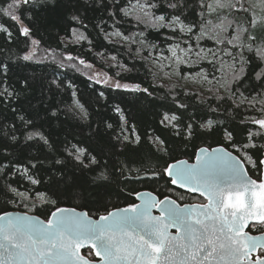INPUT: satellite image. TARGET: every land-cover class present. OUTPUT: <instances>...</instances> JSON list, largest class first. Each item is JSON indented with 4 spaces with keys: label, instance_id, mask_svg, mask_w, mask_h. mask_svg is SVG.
Instances as JSON below:
<instances>
[{
    "label": "snow or ice",
    "instance_id": "1",
    "mask_svg": "<svg viewBox=\"0 0 264 264\" xmlns=\"http://www.w3.org/2000/svg\"><path fill=\"white\" fill-rule=\"evenodd\" d=\"M42 3L54 4L55 8L51 9L52 11L61 7L59 0H7L6 5H0V14L18 25L21 35L31 38L32 27L24 21L25 19L31 21L35 7ZM245 4L246 0H199L203 11L199 13L200 22L193 23L183 14L187 7L186 0H127L125 5H121V0H93L94 10L103 8L114 21L122 13L123 17H133L138 25H144L145 28L157 32L161 29H170L173 34L187 36L185 47L176 43L169 47L170 55L164 56L160 53L159 57H152L151 52L157 46L147 43L143 38L145 35L143 31L138 34L141 37L139 40L125 36L119 29L113 33L123 41L130 42L129 50L132 44H139L141 48L147 49L149 56L143 58L151 59L153 66L161 71L166 66H175L176 69L181 65L193 67L202 61L214 65L220 72L219 77L213 74L209 79L208 73L203 69L196 75L208 84L215 82L208 91L212 93L217 103L231 101L237 110H257L259 116L247 118L251 124L257 126V130L249 131L248 143L237 147L233 142L232 131L227 128L220 129L218 124L222 122L207 119L204 123L196 124V128L207 133L222 131L223 139L231 143L237 152L243 150L242 156L234 155L224 147L213 149L200 147L195 153L194 164H190L188 160H175L166 163L162 172H146L143 177H138L151 179L167 176L172 185L198 193L206 203L180 205L168 196L161 199L152 193L133 190L132 195L140 200V203H129L125 208L110 211L106 209L98 219H93L87 211L81 212L75 207L59 206L58 201L52 199L46 191L34 193L20 191L8 184L7 191L13 196L20 197L25 207H28L29 201L32 202L29 212L35 211L36 201L41 205H52L53 210L47 219L28 213L4 211L0 214V264H264V159H260L259 156L253 159L248 154L250 149H257L258 152L264 150V144L258 146L253 142L256 137L264 138V41L258 43L255 34L257 29L264 30V0H259L258 5H253L251 0H248L247 7ZM257 6L260 8V15L253 11ZM89 7V4L81 3L80 0H64L65 10L72 12L71 20L81 25H84L81 9L87 10ZM225 11L229 15L233 12L251 13L247 26L229 20L227 15L221 17L220 13ZM158 12L160 14H157ZM206 14L216 15L219 23L206 19ZM113 26L115 27V23ZM0 31L9 37L12 35L3 24H0ZM71 36L75 38L72 40L73 43L87 39V36L78 32L76 28L71 29ZM204 39L214 41L217 49L201 47L200 42ZM192 41L195 42V47ZM31 43L38 47L40 41L32 39ZM141 48L137 49V55H140ZM35 57L34 47L22 59L33 61ZM66 59L79 60L80 64H85L84 60L70 54ZM111 59L115 61L116 57L113 56ZM161 60L170 61V64H162ZM53 61L60 68L65 67L63 58L57 61L53 56ZM68 67L79 70L76 63H70ZM120 67L125 71H132L123 65ZM9 71V64L0 62V77L7 80ZM175 74L182 75L178 71ZM164 75L169 76V73ZM253 75L255 80L260 81L258 87L262 90L245 95L239 91V85ZM182 78L192 77L189 74ZM4 80H0L2 86L0 102H6L9 98L18 99L20 93L10 90L9 86L4 85ZM108 80L112 82L109 84ZM108 80L105 83L109 87L153 97V92L139 83H121L119 80H112L111 77ZM19 83L21 91L24 92L32 86L27 77ZM62 83L52 81L57 88H60ZM234 85L237 87L234 88ZM65 87L71 90L73 98V105L68 111L87 121L89 113L84 104L75 99L77 93L74 85L68 83ZM103 95L100 93V96ZM172 99L176 103V110L170 109L169 112H165L159 124L174 130L177 137L191 139L194 135V124L185 122L181 128V115L177 114L179 109H186L188 105L180 103L175 96ZM200 103H206V98L201 99ZM209 108L214 113L219 112V107ZM112 110L118 119L115 126L113 123L106 124V128L112 130L107 137L104 136L103 129L96 133L99 140L93 149L94 155L88 148L77 144L65 148L67 155L77 161L81 169L88 168L91 171L106 169L107 160L104 157L107 150L116 147L111 143L113 140L119 142L122 151L126 148L130 157L138 152L137 148L132 147L142 144V137L137 133L136 125L130 123L126 110L119 104ZM51 114L55 116L56 110H52ZM19 119L25 127H38L33 119H26L24 116H20ZM11 139L15 141L18 138L13 134ZM27 139L50 145L48 137L40 130L29 132ZM148 139L155 145L156 151L167 154V142L160 135ZM246 165L256 170L255 178L249 175ZM31 166L34 168L35 164ZM123 167L126 165L120 169L122 175ZM24 173H28L27 168L24 169ZM29 179L33 185L41 182L31 176ZM96 179L99 183H96L93 190L99 195L101 190L109 188L110 185L106 183L109 181V175L105 170H101ZM73 186L75 181L66 188V191H70ZM12 203H15V200ZM155 208H159L161 215H153ZM253 229H259L260 234L253 235ZM82 248L88 250L86 254H81Z\"/></svg>",
    "mask_w": 264,
    "mask_h": 264
},
{
    "label": "trees",
    "instance_id": "2",
    "mask_svg": "<svg viewBox=\"0 0 264 264\" xmlns=\"http://www.w3.org/2000/svg\"><path fill=\"white\" fill-rule=\"evenodd\" d=\"M59 2L61 7L55 11L51 10L55 8L52 3L38 4L32 13L33 19L31 21L25 19V24L32 27L31 38L21 35L19 26L0 14V24L8 27L12 33L9 37L0 31V62L7 63L10 67L9 78L4 80L0 77V80H4V85L9 86L10 90L20 93L18 99L9 98L6 102H0V189H2L0 190V214L4 211H20L47 219L50 211L53 210L52 205H41L39 201H36L35 211L29 212L32 202L29 201L28 207H25L20 197L13 196L7 191L8 184L17 187L20 191L27 190L32 193L46 191L52 199L58 201L59 206L86 210L94 218L104 214L106 209L110 211L134 203L133 190L150 191L161 199L168 196L180 204L196 202L200 199L199 197L173 188L166 176L151 179L138 177H143L146 172H162L166 163H172L175 160L192 161L200 147L223 146L242 156L243 150L237 152L231 143L223 139L222 131L207 133L197 129L196 124L204 123L207 119L222 122L218 124V127L232 131L233 142L239 147L243 143H248L249 131L257 130V126L251 124L247 118L259 116V112L253 109L237 110L232 106L231 101L217 103L212 93L208 91L213 86H208L206 93H202L182 88L172 81H160L156 74L154 75L149 59L143 58L149 56V51L141 48L139 44H132L129 50L130 42L123 41L113 33L119 29L125 36H132L139 40L141 37L138 34L143 31L145 34L143 38L148 44L160 47L174 46L176 43L185 47V42L188 41L187 36L173 34L170 29H161L157 32L154 29L145 28L144 25H138L133 17H123L122 13L115 18V21H119L116 23L109 18L108 12L103 8L94 10L93 0H80L81 3L90 5L87 10L81 9V18L84 20L85 27L71 20L72 12L65 10L64 0ZM6 3L7 0H0V5H6ZM126 3L127 0H121V5ZM186 3L184 16L190 22L199 23V13L203 11L199 0H186ZM251 3L258 5L259 0H251ZM245 6H248V0ZM253 11L257 15L261 14L258 6L254 7ZM225 15L229 20H235L247 26L251 13L233 12L231 15L227 11L220 13L221 17ZM206 19L219 23L216 15L206 14ZM72 28L82 32L87 39L73 43L72 40L75 38L71 36ZM255 34L258 43L264 41V30L257 29ZM32 39L40 41L38 47L32 45ZM192 44L195 47L194 41ZM200 46L217 49L214 41L207 39L202 40ZM34 47L36 48L35 59L24 61L22 57ZM138 48H141L140 55H137ZM69 54L84 60L85 64H80L79 60L68 61L66 57ZM53 56L57 61L63 58L65 67L60 68L53 61ZM113 56L116 57L115 61L111 59ZM70 63H76L79 70L68 67ZM85 65H90L102 71L108 78L119 80L121 83H139L142 87H148L153 92V97H146L143 93L124 92L109 87L106 83H98L99 80L91 78L84 71ZM120 65L132 71H125ZM202 67L209 68L210 65L200 62L188 71L192 73ZM25 77L32 85L26 92L21 91L19 83ZM53 80L63 82L62 86L57 88L52 84ZM68 83L75 87L77 93L75 99H78L87 109L89 113L87 121L79 119L68 111V108L73 105L71 90L65 87ZM161 84L164 86L160 87ZM258 85L260 81L255 80L253 75L241 82L239 91L245 95L255 94L262 90ZM235 87L237 86L234 85ZM185 92L190 94L185 95ZM100 93L104 95L100 96ZM191 93L201 95L195 96ZM173 96L180 103L188 105L186 109H179L177 114L181 115V128L185 122L194 124V135L191 139L177 137L174 130L159 124L165 112H169L170 109L176 110ZM205 98L206 103H200V100ZM117 104L126 110L130 123L136 125L137 133L142 137L141 145H132L133 148L138 149V152L130 157L127 149L122 151L119 142L113 140L111 143L116 147L107 150V155L104 157L107 160L106 169L97 171L81 169L79 163L67 155L65 148L71 144H77L88 148L94 155L93 149L99 140L96 133L103 129V134L107 137L112 130L107 129L106 124L113 123L114 126L116 124L118 117L112 109ZM209 106L219 107V112L210 111ZM52 110H56L55 116L51 114ZM20 116L33 119L38 127H25L19 119ZM34 130L43 131L50 145H44L37 140H28V133ZM13 134L18 138L15 141L11 139ZM156 135L166 140L167 154L156 151L155 145L150 143L148 138ZM253 142L259 146L264 144V138L256 137ZM263 153L264 150L258 152L257 149L248 151L253 159H257L258 156L262 159ZM32 164H35L34 168ZM125 165L122 175L120 169ZM246 167L249 169V174L255 178L256 170L250 165ZM25 168L28 169L27 174L24 173ZM101 170H105L109 175V181L106 183L110 186L97 195L93 189L96 183H99L96 178ZM29 176L41 182L33 185ZM73 181L75 186L70 191H66ZM181 196L183 199H180ZM13 200L15 203H12ZM259 233V229L252 230V234ZM87 251H84V254Z\"/></svg>",
    "mask_w": 264,
    "mask_h": 264
},
{
    "label": "rangeland",
    "instance_id": "3",
    "mask_svg": "<svg viewBox=\"0 0 264 264\" xmlns=\"http://www.w3.org/2000/svg\"><path fill=\"white\" fill-rule=\"evenodd\" d=\"M171 46H164V47H160L157 46L155 52L151 53L152 57H159L160 53H163L164 56H168L170 55V53L168 52V49ZM204 47L205 49H209V47H205V46H201ZM212 49V48H211ZM193 59H195V57H193ZM227 59V58H225ZM205 62L207 64H209L207 61H202ZM162 64L168 65L170 64V61L167 60H161ZM149 65L152 66L157 78L162 81V82H175L178 83L182 88L188 89V90H192V91H200L202 93H206L207 91V87L208 86H213L215 84V82H213V84H208L207 82H204L200 76H197L196 73L200 72L201 69L205 70L208 75H209V79L212 78V75L215 74L217 77L220 76V72L216 70V67L212 64H209L210 67H202L200 69H198L195 72L190 73L188 71L189 66L187 65H181L178 69L175 68V66L173 67H164L163 70L161 71L158 67H154L153 63L151 61V59H149ZM201 65H199L200 67ZM84 71L91 77V78H95L97 80H99V82L105 83L106 80H108V77L100 70L94 68V67H88L87 65L83 66ZM181 73L182 75H176V72ZM164 73H169V76H165ZM189 74H191V79H185L182 77H187L189 76ZM113 80V79H112ZM199 81V82H196ZM112 81L108 80V83L110 84Z\"/></svg>",
    "mask_w": 264,
    "mask_h": 264
},
{
    "label": "water",
    "instance_id": "4",
    "mask_svg": "<svg viewBox=\"0 0 264 264\" xmlns=\"http://www.w3.org/2000/svg\"><path fill=\"white\" fill-rule=\"evenodd\" d=\"M218 147H223V146H216V147H213V148H218ZM207 148V147H206ZM213 148H209V149H213ZM225 148V147H224ZM198 151V150H197ZM229 151V150H228ZM231 152V151H230ZM233 153V152H232ZM234 155H237V154H235V153H233ZM262 159H264V153H263V158ZM182 160H185V159H182ZM190 164H194V163H196V160H195V157H194V160L193 161H188ZM250 175V174H249ZM167 177V176H166ZM169 180H170V178L169 177H167ZM171 184V183H170ZM171 186L173 187V188H175V189H177V190H179V191H181V192H183V193H186V194H189V195H192V196H197V197H200V198H202L203 199V197H201L198 193H193V192H189L186 188H180L178 185H172L171 184ZM142 192H145V193H152V192H150V191H142ZM153 195H155V196H157L156 194H154V193H152ZM171 198V197H170ZM133 199H134V203H140L141 201L140 200H137L136 199V197L133 195ZM171 199H173V198H171ZM173 200H175V199H173ZM204 200V199H203ZM205 201V200H204ZM177 203L178 204H180L178 201H177ZM205 203H206V201H205ZM188 205H191V204H189V203H187ZM194 204V203H193ZM196 204H198V203H196ZM180 205H184V204H180ZM127 207V206H126ZM68 208H70V207H68ZM122 208H125V207H122ZM115 210V209H114ZM77 211H86V210H79V209H77ZM10 212H13V213H18V214H24V213H27V212H20V211H10ZM29 215H35V214H30V213H28ZM153 215H156V216H159V215H161V213H160V211H159V208H155V209H153ZM35 216H37V215H35ZM93 219H98V218H94V217H92ZM43 219V218H42ZM173 231H175L174 229H173ZM260 234V233H259ZM259 234H253V235H259ZM87 249L86 248H82L81 249V254H84V251H86ZM98 259V258H97Z\"/></svg>",
    "mask_w": 264,
    "mask_h": 264
},
{
    "label": "flooded vegetation",
    "instance_id": "5",
    "mask_svg": "<svg viewBox=\"0 0 264 264\" xmlns=\"http://www.w3.org/2000/svg\"><path fill=\"white\" fill-rule=\"evenodd\" d=\"M194 160V159H193ZM192 160V161H193ZM200 198V197H199ZM196 203H198V204H200V203H205V201L202 199V198H200V199H197V201L196 202H194V204H196Z\"/></svg>",
    "mask_w": 264,
    "mask_h": 264
},
{
    "label": "bare ground",
    "instance_id": "6",
    "mask_svg": "<svg viewBox=\"0 0 264 264\" xmlns=\"http://www.w3.org/2000/svg\"><path fill=\"white\" fill-rule=\"evenodd\" d=\"M186 160V159H185Z\"/></svg>",
    "mask_w": 264,
    "mask_h": 264
}]
</instances>
